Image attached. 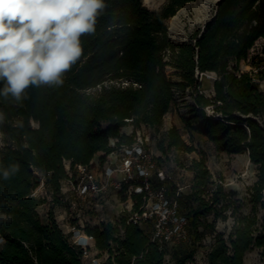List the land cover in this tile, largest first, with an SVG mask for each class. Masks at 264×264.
Here are the masks:
<instances>
[{"label":"trees","instance_id":"16d2710c","mask_svg":"<svg viewBox=\"0 0 264 264\" xmlns=\"http://www.w3.org/2000/svg\"><path fill=\"white\" fill-rule=\"evenodd\" d=\"M191 1L167 0L152 10L142 0H104L95 30L82 35V55L64 74L62 85L29 87L21 101L0 96V134L7 144L0 145V264H84L82 250L69 243L56 220L40 218L38 208L45 197L35 191L43 183L52 200L62 205L65 164L73 169L97 155L103 159L120 144L133 143V136L120 133L123 126L159 129L175 103L174 86H195L196 115L191 121L201 123L195 129L198 134L224 151L247 153L257 166V180L248 189L252 213L235 214L233 209L228 237L214 233V223L205 218L215 205L227 208L229 201L201 155L188 166L192 183L177 197L179 211L188 219V241L159 249L148 231L125 223L123 238L115 236L118 229L113 225L88 226L85 232L98 250L109 252L105 264H187L194 261L207 232L214 234V241L206 264H244L245 254L254 247L264 262V225L258 227L255 214L257 207L264 210V91L258 82L264 70L249 60L255 42L264 41V0H224L200 37L195 32V42L175 45L167 20ZM167 65L177 70L180 82L166 75ZM197 70L216 74L212 95L199 92ZM207 106L214 118L205 117L202 108ZM247 115L256 119H245ZM183 122L188 127L189 120ZM110 140H116V146H110ZM157 147L163 154L196 149L175 125ZM156 161L164 168L161 156ZM153 179L155 188L164 183L169 197H175L178 183L170 175L165 181Z\"/></svg>","mask_w":264,"mask_h":264},{"label":"built area","instance_id":"2783aa9c","mask_svg":"<svg viewBox=\"0 0 264 264\" xmlns=\"http://www.w3.org/2000/svg\"><path fill=\"white\" fill-rule=\"evenodd\" d=\"M212 77L216 78V74ZM151 148L147 141L138 139L131 144H120L116 149L118 152L114 150L103 159L98 156L96 160L77 164L73 169L65 164L67 177L61 182L60 199L70 203L64 213L74 212L80 216L82 212L90 217L89 226H116L115 236L118 238L124 236L123 223L135 225L144 232L148 231L150 242L159 249L188 241V219L179 211L177 197L179 191L188 188L189 184H178L175 197H169L164 183L155 188L153 178L165 181L167 173L157 165ZM66 227L69 230L63 233L71 245L82 250L84 264L106 263L109 252L96 248L85 227H70L68 221ZM82 240L87 243H80ZM92 250H96V256L88 259ZM103 255L106 259L101 260Z\"/></svg>","mask_w":264,"mask_h":264},{"label":"rangeland","instance_id":"374dc122","mask_svg":"<svg viewBox=\"0 0 264 264\" xmlns=\"http://www.w3.org/2000/svg\"><path fill=\"white\" fill-rule=\"evenodd\" d=\"M142 1L144 2V5L152 10H159L167 2V0ZM215 4L218 5L217 2ZM214 11L215 8L212 10L211 20H214ZM203 23L204 22L196 25L193 33L188 36L185 43L189 42L191 39L193 40V36L197 30L200 33ZM167 27L169 28V20H167ZM249 60L254 62V68L260 67L264 70L263 39H258L249 50ZM166 67V75L171 79V81L180 82L181 77L174 74L177 70L171 65H167ZM212 76L213 74L209 75L208 73L197 75L195 72L194 77L196 78V83L200 86V93L207 96L212 95V81L214 79ZM258 82L259 86H261L260 88L264 91V79L258 80ZM173 89L175 103L167 115L163 117V123L159 129L150 126L133 128L132 125H126L121 127L120 133L133 136L134 140L142 139V141H147L151 145V149L155 155L161 156L164 159L163 166L166 173L170 175V177L179 185L192 183L193 173L189 170L188 166L191 165L193 160H198L201 155H203L207 169L212 174V179L216 183H221L223 193H225L227 197L226 199L229 201L227 202V208H223L221 206L222 204L215 205L213 210L209 212L210 214H207L205 219L208 222L214 223V233H223L224 237L227 238L232 231L231 229L234 222V218L232 217L233 209H235V214L242 213L244 215L252 213V204L249 203L248 189L257 180V166L249 161L247 153L236 154L224 151L223 149H220L219 145L214 141L196 132L195 129H197L201 123L191 121V119L196 115L193 111V108H196L193 93L195 86H185L183 89L178 86H174ZM202 109L206 118H214V113L211 107L207 106ZM183 119L189 120L188 127L185 126ZM173 125L179 128L180 133H182V138L188 144H191V142L193 143L196 148L195 151L186 153L180 150L171 149L166 154H163L158 150L159 147H157V142L163 137L164 132H166V130ZM116 143V140L109 141L110 146H116ZM0 145L2 147L7 146L1 134ZM119 146L120 145L116 146L115 150L118 149ZM96 158H98V155L94 157L95 160ZM35 195L38 197H45V202L38 208L40 218L43 220L48 217L54 218L58 224H60L59 226L64 233H67L69 230V228L66 227L67 221L70 223V227L82 226L86 228L89 226L87 224L89 223L88 219L90 217L88 218L82 212L80 213V216H77L74 212H67V214H65L64 211H68V203L70 202L66 201L62 202V205H57L52 200L48 189L42 184L35 191ZM255 214L258 219V227H262L264 225V210L257 207L255 209ZM90 221L94 223V220ZM94 226L95 225L91 224L89 227ZM213 241L214 234L207 232L194 255V261L188 262L187 264H206L207 261L205 256ZM93 256H96V250H92L89 253L90 258L88 259L93 258ZM104 259H106L105 255L101 256V260ZM244 264H264L260 255V249L254 247L248 251Z\"/></svg>","mask_w":264,"mask_h":264},{"label":"clouds","instance_id":"9594fccd","mask_svg":"<svg viewBox=\"0 0 264 264\" xmlns=\"http://www.w3.org/2000/svg\"><path fill=\"white\" fill-rule=\"evenodd\" d=\"M104 7V0H0V96L21 101L29 87L62 85Z\"/></svg>","mask_w":264,"mask_h":264},{"label":"bare ground","instance_id":"6f19581e","mask_svg":"<svg viewBox=\"0 0 264 264\" xmlns=\"http://www.w3.org/2000/svg\"><path fill=\"white\" fill-rule=\"evenodd\" d=\"M217 0H194L185 4L170 17L169 36L174 42H182L193 33L197 24L209 21ZM214 74V73H213Z\"/></svg>","mask_w":264,"mask_h":264},{"label":"water","instance_id":"95a60500","mask_svg":"<svg viewBox=\"0 0 264 264\" xmlns=\"http://www.w3.org/2000/svg\"><path fill=\"white\" fill-rule=\"evenodd\" d=\"M223 1H224V0H217V1H216L218 5H216L215 11H214V15H213L214 19L217 17L219 4H221ZM212 21H214V20H213V19H212V20L210 19L209 21H206V22L203 23V25H202V29H201L200 33L198 34L199 37H200V35L203 33V30H204L205 26H206L208 23H211ZM168 35H169V31H168ZM197 38H198V37H197ZM169 39H170V41H171L173 44H175V45H182L183 43H185V42L187 41V39H184L182 42H174V41L170 38V36H169ZM192 41L195 42V39H193ZM196 73H197V75H202V74H203L202 72H200V70H199V71L197 70ZM244 118H245V119H249V118H250V119H252V120H255V119H256V118H254V117H252V116H249V115H247V117L245 116ZM230 124L233 125L234 123H230ZM242 125L245 126L244 124H242Z\"/></svg>","mask_w":264,"mask_h":264},{"label":"snow or ice","instance_id":"6c2138e0","mask_svg":"<svg viewBox=\"0 0 264 264\" xmlns=\"http://www.w3.org/2000/svg\"><path fill=\"white\" fill-rule=\"evenodd\" d=\"M80 243H87V241L82 240V241H80Z\"/></svg>","mask_w":264,"mask_h":264},{"label":"crops","instance_id":"0c3cea01","mask_svg":"<svg viewBox=\"0 0 264 264\" xmlns=\"http://www.w3.org/2000/svg\"><path fill=\"white\" fill-rule=\"evenodd\" d=\"M247 253H248V252H247ZM247 253L245 254V258H246ZM245 258H244V260H245Z\"/></svg>","mask_w":264,"mask_h":264}]
</instances>
